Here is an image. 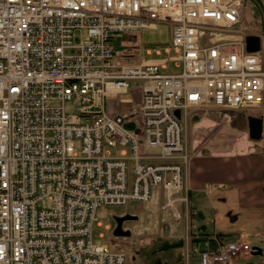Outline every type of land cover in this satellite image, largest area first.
<instances>
[{"label": "built area", "instance_id": "1", "mask_svg": "<svg viewBox=\"0 0 264 264\" xmlns=\"http://www.w3.org/2000/svg\"><path fill=\"white\" fill-rule=\"evenodd\" d=\"M245 7L0 0V264H125L126 252L94 241L100 207L150 204L163 192L160 207L180 217L189 110L264 107V32L246 24ZM162 22L172 25L165 50L180 72L163 70L167 58L122 60L114 36ZM251 34L261 37L257 51L247 48ZM134 81L142 82L136 116L111 112L108 102L131 93ZM184 248L185 264H236L251 250L242 237L200 231H189Z\"/></svg>", "mask_w": 264, "mask_h": 264}, {"label": "rangeland", "instance_id": "2", "mask_svg": "<svg viewBox=\"0 0 264 264\" xmlns=\"http://www.w3.org/2000/svg\"><path fill=\"white\" fill-rule=\"evenodd\" d=\"M251 3L255 4V6L251 5ZM245 20L246 24L255 32H264V8L262 7L260 0H246ZM134 36H136L134 42H125L127 44L124 45L122 44L124 41L120 36H115L113 41L118 43V45H123L125 49L135 54L134 59H139L140 57L163 58L175 54V52L168 53L165 50V46L172 41L171 23H158L157 27L144 28ZM75 41H80V33L76 34ZM149 48H156L161 50V52H150L148 50ZM134 59H127V61L133 62ZM181 69V61L176 60H172L166 68H163V70L168 72H180ZM134 83L140 85L142 82L134 81ZM140 94V90H135L123 95V97L120 98V101L115 99L110 100L108 102L110 111L122 112L130 107L132 110L126 112V114L137 112L139 110L137 103ZM72 111L75 112V108H73ZM262 111L264 113V107L262 108ZM194 112L195 111L192 108L189 110V117L184 126V139L186 140V143L188 135L186 134V129L188 133L190 116ZM111 151L113 154L116 153L115 149H112ZM129 176L130 180H132V164H130ZM231 201V199L227 200L225 196L213 192L211 188H207L203 192L195 191L190 196L188 202V204L191 203L192 205H195L194 207H197V214H192L193 210H190V225L186 220V204L178 203L180 217L175 216L172 210H164L160 206H156L157 215L154 219L160 220V224H158L159 222L157 223L158 229L154 228L152 225L150 229L140 231L142 226H140L139 220L127 221L124 223V228L132 231V235L128 237L116 236L114 234V229L116 227L115 216L127 213L138 215L144 214L146 216L155 205L149 206L147 203L140 201H130L124 205H103L99 208L97 213V221L94 225V241L97 243H107L114 250L126 252L127 260L125 264H135L133 258L136 257H140L143 264H148L149 257L160 251L157 250V245L161 247V256H167L172 259L176 258V263L184 264L185 262L183 260L181 261L180 257H178L179 251L181 250L178 247L165 244L166 240H175L174 237H171L172 226L177 227V235L180 233L187 235L189 234V231L194 233L199 230H201V233H204L203 231L213 233L217 232V230L229 232L231 228L233 232L245 235L247 237V242L251 246V250L238 257V262L236 264H264V208L244 211L237 220H233L230 215ZM164 202L165 198L162 203ZM166 214L169 216H167V220L165 221L163 218L166 217ZM147 220L148 218H146V222H143L142 224L145 225ZM99 223H101V225H99ZM257 247H261L263 253L257 252Z\"/></svg>", "mask_w": 264, "mask_h": 264}, {"label": "crops", "instance_id": "3", "mask_svg": "<svg viewBox=\"0 0 264 264\" xmlns=\"http://www.w3.org/2000/svg\"><path fill=\"white\" fill-rule=\"evenodd\" d=\"M260 3L264 8V0H260ZM251 5L255 6L253 3H251ZM116 36H120V38L123 39L124 43L121 42L123 45L127 44L125 42H134L136 38V36L131 34H118ZM123 45H118V43L113 41L114 47L124 50V57L122 60L127 61V59H134L135 54L125 49ZM148 50L150 52H161V50L155 48H150ZM171 56L163 58L140 57L139 59H134L133 62L140 63L143 60L163 62L164 59L167 58L169 59V61L166 62L167 66L172 62V60H170ZM141 84L142 83H140V85H138V83L133 84V91H141L138 97V108L142 100ZM262 108L263 107L237 110L214 106L192 108L195 112L190 116L188 133L186 129V134H188L187 145L191 151L192 159L186 176V188L182 192V194H188V202L193 192H203L205 189L211 188L213 192L225 196L227 200H232L230 215L233 220H237L244 211L264 208V136L261 140L252 139L249 133L248 122V117L251 115L264 116ZM131 110L132 109L129 107L127 110L122 111V113L130 112ZM135 113L137 114L138 111ZM135 113L134 115L136 116ZM164 198L162 192L158 199H154L148 204L149 206L155 205L152 210H150L149 207L150 213L146 216L144 214L139 215L140 226H142L140 231L144 229L148 230L152 225L154 228L158 229L160 220L154 219L157 215L156 206H160ZM194 206L195 205L191 203L185 205L186 220L188 211L190 216L192 210V214H197V207ZM165 216L166 217L163 219L166 221L169 215L166 214ZM146 218H148L147 223L143 225L142 223L146 222ZM171 230V237H174L175 240H166L165 244L178 247L181 250L179 251L178 257H180L181 261L183 260L185 262L184 247L186 234L183 235V233H180L177 235L178 229L176 226H172ZM199 231L201 232V230ZM203 232L208 233L206 231ZM213 233L226 234L222 236L224 240H233L242 237L243 241L248 243L245 235L233 232L231 228L229 232L217 230V232ZM157 247V250L160 251L149 257L148 264H178L176 263V258L172 259L167 256H161V247L159 245H157ZM256 249L258 250L257 252L263 253L261 247H257ZM238 257L236 258V263L238 262ZM133 260L135 264H143L140 257L133 258Z\"/></svg>", "mask_w": 264, "mask_h": 264}, {"label": "water", "instance_id": "4", "mask_svg": "<svg viewBox=\"0 0 264 264\" xmlns=\"http://www.w3.org/2000/svg\"><path fill=\"white\" fill-rule=\"evenodd\" d=\"M247 48L249 51H257L260 49L261 37L259 35H248L246 37ZM178 118H181L180 109L175 110ZM250 137L254 140H261L264 136V116L251 115L248 117ZM140 219L138 214L127 213L124 215L115 216L116 227L114 234L116 236L128 237L132 235L130 229L124 228V223L127 221H137Z\"/></svg>", "mask_w": 264, "mask_h": 264}, {"label": "trees", "instance_id": "5", "mask_svg": "<svg viewBox=\"0 0 264 264\" xmlns=\"http://www.w3.org/2000/svg\"><path fill=\"white\" fill-rule=\"evenodd\" d=\"M210 234H216L217 236H219L221 238H222V236L226 235V234H223V233H203V235H210Z\"/></svg>", "mask_w": 264, "mask_h": 264}]
</instances>
